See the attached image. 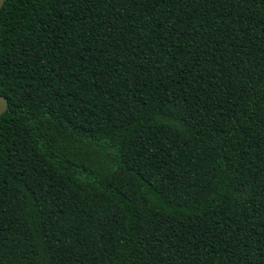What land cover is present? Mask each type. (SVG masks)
Wrapping results in <instances>:
<instances>
[{
	"label": "trees",
	"instance_id": "obj_1",
	"mask_svg": "<svg viewBox=\"0 0 264 264\" xmlns=\"http://www.w3.org/2000/svg\"><path fill=\"white\" fill-rule=\"evenodd\" d=\"M0 264H264V0H5Z\"/></svg>",
	"mask_w": 264,
	"mask_h": 264
},
{
	"label": "water",
	"instance_id": "obj_2",
	"mask_svg": "<svg viewBox=\"0 0 264 264\" xmlns=\"http://www.w3.org/2000/svg\"><path fill=\"white\" fill-rule=\"evenodd\" d=\"M5 0H0V11ZM8 101L4 95L0 94V117L8 110Z\"/></svg>",
	"mask_w": 264,
	"mask_h": 264
}]
</instances>
